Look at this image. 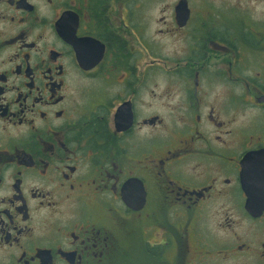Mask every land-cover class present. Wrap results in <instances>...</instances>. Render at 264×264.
<instances>
[{
	"label": "flooded vegetation",
	"instance_id": "af4514ba",
	"mask_svg": "<svg viewBox=\"0 0 264 264\" xmlns=\"http://www.w3.org/2000/svg\"><path fill=\"white\" fill-rule=\"evenodd\" d=\"M156 8L0 0V264H264V0Z\"/></svg>",
	"mask_w": 264,
	"mask_h": 264
},
{
	"label": "water",
	"instance_id": "95a60500",
	"mask_svg": "<svg viewBox=\"0 0 264 264\" xmlns=\"http://www.w3.org/2000/svg\"><path fill=\"white\" fill-rule=\"evenodd\" d=\"M183 3V2H182ZM183 7V5H182ZM183 17V16H182ZM246 156L243 158V160L241 161V167H242V186H243V189L247 192V181H246ZM133 201V200H131ZM131 201H128L129 203ZM133 209H135V206H132Z\"/></svg>",
	"mask_w": 264,
	"mask_h": 264
},
{
	"label": "rangeland",
	"instance_id": "374dc122",
	"mask_svg": "<svg viewBox=\"0 0 264 264\" xmlns=\"http://www.w3.org/2000/svg\"><path fill=\"white\" fill-rule=\"evenodd\" d=\"M163 3H165V0H156V6H157V8L161 5V4H163ZM156 8V9H157ZM148 15V14H147ZM158 25V24H157ZM162 36V35H161ZM168 43V42H167ZM166 43V44H167ZM169 44V43H168ZM141 64L139 65V67H140V69H142L143 68V66H144V61L143 60H141V62H140ZM159 83H163V82H159ZM165 84V83H164ZM164 84H162L161 85V87H159V88H163L162 86H164ZM163 112H161L160 114L161 115H166V112H164L163 114H162ZM115 264H117V262L115 263Z\"/></svg>",
	"mask_w": 264,
	"mask_h": 264
}]
</instances>
